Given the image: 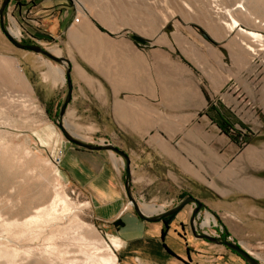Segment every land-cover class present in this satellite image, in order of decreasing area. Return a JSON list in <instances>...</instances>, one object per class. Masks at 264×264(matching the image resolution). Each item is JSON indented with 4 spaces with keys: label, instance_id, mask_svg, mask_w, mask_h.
I'll return each instance as SVG.
<instances>
[{
    "label": "rangeland",
    "instance_id": "1",
    "mask_svg": "<svg viewBox=\"0 0 264 264\" xmlns=\"http://www.w3.org/2000/svg\"><path fill=\"white\" fill-rule=\"evenodd\" d=\"M72 1L79 2V9H84L101 29L105 20L120 25L122 32L141 48L168 49L173 58L196 70L189 58L193 57V47L200 61L203 62L204 55L209 56L213 72L225 70L229 77L247 84L249 97L244 94L243 105L227 114L228 121L212 115L214 110L209 108L206 112L218 121H185L184 126L186 141L192 142L189 140L194 135L210 139L208 145L213 152L227 157L223 164H218L219 172L234 167L240 171L237 179H217L214 184L211 176L205 174L202 182L179 172L164 159L150 158L138 161L136 171L130 172V185H135L131 191L142 211L143 204H151L155 213H161L182 198L195 196L205 205L196 220L199 232L238 243L264 264V189L253 193L239 185L246 179L264 183V161L260 159L264 156V0ZM3 2L0 0V8ZM21 2L10 1L4 11L5 26L12 35L15 26H19L20 33L13 35L19 41L41 45L23 30ZM231 16L240 27L256 31L259 37L242 33L233 25ZM41 46L57 57L73 53L71 47L68 51H53ZM27 51L8 38L0 15V264H145L146 252H137L134 247L146 246L147 237L126 239L118 230L121 221L98 218L89 195L67 178L61 161L58 162L62 144L72 143L60 123L72 135L97 144L102 136L97 132V121H65L60 116L64 104L59 108L47 105L49 97L66 94L68 81L55 94L39 92L34 86L37 75L25 64L34 59L24 55L40 54L38 57L55 65L61 63ZM232 82L234 79L231 85ZM227 89L229 86L224 88ZM170 124V129L178 128L172 125L173 121ZM73 126L84 132L75 133ZM202 151L208 153L204 146ZM119 157L125 166L122 179L127 201L135 211L126 190L127 160ZM193 208L194 204H189L174 214L173 222L182 220L190 224ZM207 216L210 223L204 225ZM189 241L205 255L202 259L211 261L204 262L198 255L188 260L176 253L187 243L182 230L165 238L166 247L175 252L168 248L167 253L161 252L173 264H214V257L220 255L221 247L212 242L196 244L200 240L191 234ZM227 252L235 255L233 264H249L230 248ZM163 261L156 264H167Z\"/></svg>",
    "mask_w": 264,
    "mask_h": 264
},
{
    "label": "crops",
    "instance_id": "2",
    "mask_svg": "<svg viewBox=\"0 0 264 264\" xmlns=\"http://www.w3.org/2000/svg\"><path fill=\"white\" fill-rule=\"evenodd\" d=\"M79 6V2L72 0H22L19 5L20 20L27 36H33L35 42L53 51L72 49V55L60 56L67 62L59 65L38 57L40 54L36 57L24 55L34 59L25 64L37 75L35 88L45 94L61 91L67 81L66 70H70L72 99L62 119L97 121V132L102 135L97 144L110 143L125 151L129 156L131 173L136 171L138 161L161 158L172 163L179 172L202 182L205 174L211 176L214 184L217 179H237L240 171L234 167L222 174L219 172L218 164H223L227 157L213 152L208 145L210 139L194 135L193 140H189L192 142L188 143L184 126L185 121H218L206 112L209 108L214 110L212 115L228 121L227 114L243 105L245 96L249 97L247 84L237 77H229L225 70L213 72L209 56H202L204 60L200 61L198 51L193 47L190 51L193 57L189 58L196 70L173 58L168 49L141 48L122 32L120 25L105 20L106 25L101 29ZM27 14H32V17ZM75 15L79 21L74 20ZM15 28L12 33L18 35L20 28L17 25ZM199 44L202 47V42ZM228 86L229 89L224 90ZM67 92L68 89L62 96L49 97L47 105L61 107ZM171 121L178 127L176 130L170 129ZM72 128L75 133L84 132L78 126ZM203 146L207 154L203 153ZM60 152L63 172L89 195L98 218L121 221L118 230L126 239L147 237L146 246L134 247L137 252H146L145 264L147 261L156 264L162 260L173 264L161 251L167 253L166 248L171 249L166 247L165 238L181 230L187 237V243L181 252L176 253L188 260L198 255L204 262L211 261L202 259L205 255L191 245L189 235L193 233L189 223L182 220L173 222L171 218L167 228L163 221L143 220L132 210L122 179L125 166L116 152L89 150L73 143H63ZM209 187L214 188L212 185ZM131 189L134 190L135 185ZM153 214L156 213L149 215ZM196 239L200 240L196 244L202 246L211 243ZM212 243L221 247L220 255L213 259L214 264H233L235 255H230L226 246ZM127 245L125 243L124 246ZM159 255H162V260Z\"/></svg>",
    "mask_w": 264,
    "mask_h": 264
},
{
    "label": "water",
    "instance_id": "3",
    "mask_svg": "<svg viewBox=\"0 0 264 264\" xmlns=\"http://www.w3.org/2000/svg\"><path fill=\"white\" fill-rule=\"evenodd\" d=\"M11 0H4L2 7L0 8V15H1V25H2V29L3 31L6 33V35L8 36V38L13 42V44L15 46H17L18 48L21 49H25V50H29V51H33L36 53H41L44 54L46 56H48L49 58L64 64L66 63V59L62 58V57H57L55 55H53L51 52H49L47 49H45L44 47H42L41 45L38 44H28V43H23L21 41H19L18 39H16L11 32L7 29V27L5 26L4 23V11L6 10L7 6L9 5ZM136 40H139L137 37H135ZM67 81H68V94H67V98L65 100L64 105L62 106L61 112H60V116L63 117L67 108L68 103L71 101L72 99V81H71V77H70V70H67ZM60 127L62 128L63 132L65 133L66 137L68 138L69 141H71L72 143L76 144L79 147L85 148V149H89V150H112L116 153H118L119 155L123 156L126 160H127V180H126V190H127V194L129 199L131 200V202L134 205V209L136 211V213L139 215V217L143 220L146 221H150V222H158V221H162L165 218L172 216L178 212H180L181 210H183L187 205L189 204H194V208L192 211V215H191V219H190V224L192 227V231L193 234L197 237L200 238H205L211 242L214 243H218V244H224L225 246L229 247L231 250H233L235 253H237L240 257H242L247 263L249 264H261L255 257H253L249 252H247L243 247H241V245H239L238 243L229 241V240H219L217 237L212 236L210 234L207 233H198L197 232V228H196V219L197 216L200 212V210L202 209V207L204 206V203L199 200L198 198H196L193 195H189L185 198H183L180 203H178L176 206L166 210V211H162L161 213H156L153 215H148L145 214L137 200L134 198L132 191H131V185H130V160H129V156L127 155V153L123 150H121L120 148L116 147L113 144L110 143H106V144H94V143H90V142H86L83 141L77 137H75L74 135H72L71 133H69L67 131V129L65 128L63 123H60Z\"/></svg>",
    "mask_w": 264,
    "mask_h": 264
},
{
    "label": "bare ground",
    "instance_id": "4",
    "mask_svg": "<svg viewBox=\"0 0 264 264\" xmlns=\"http://www.w3.org/2000/svg\"><path fill=\"white\" fill-rule=\"evenodd\" d=\"M229 14H230V12H229ZM231 20H232L233 25L238 26L242 33L248 34V35L255 37V38L259 37V34L256 31L247 30V29L240 27V23L236 18L231 16ZM260 159H261V161L262 160L264 161V156L260 157ZM239 185H241L242 187H246L247 190L252 191L253 193L254 192H256V193L261 192L264 189V183H262L261 181L259 182V181L254 180V179L241 180L239 182ZM142 209L144 212H147V213H151V212L156 211L154 205H151V204H143ZM209 223H210V217L207 216L203 224L208 225Z\"/></svg>",
    "mask_w": 264,
    "mask_h": 264
},
{
    "label": "flooded vegetation",
    "instance_id": "5",
    "mask_svg": "<svg viewBox=\"0 0 264 264\" xmlns=\"http://www.w3.org/2000/svg\"><path fill=\"white\" fill-rule=\"evenodd\" d=\"M177 205V204H176ZM175 205V206H176ZM205 206V205H204ZM204 206L202 207V209L204 208ZM201 209V210H202ZM200 210V211H201ZM182 211V210H181ZM179 213V212H178ZM176 215H172V216H169V217H167V218H165L164 220H162L163 222H164V225H165V227H169L170 226V223H169V219H171V218H173V217H175ZM197 220V219H196ZM183 227V226H182ZM189 227H190V230L192 231V227H191V224H189ZM184 229H185V227H183ZM196 228H197V226H196ZM197 232L198 233H203V232H199L198 231V228H197ZM192 233H193V231H192ZM194 235V234H193ZM197 237V236H196ZM216 237V236H215ZM198 238H200V237H198ZM219 240H221V241H223V240H227L225 237H217ZM201 239H204V240H207V239H205V238H201ZM209 241V240H208ZM221 245H224V244H221ZM225 246V245H224ZM227 247V246H226ZM227 248H229V247H227Z\"/></svg>",
    "mask_w": 264,
    "mask_h": 264
},
{
    "label": "built area",
    "instance_id": "6",
    "mask_svg": "<svg viewBox=\"0 0 264 264\" xmlns=\"http://www.w3.org/2000/svg\"><path fill=\"white\" fill-rule=\"evenodd\" d=\"M75 21H79V17H76ZM60 161H61V156L58 157V162H60Z\"/></svg>",
    "mask_w": 264,
    "mask_h": 264
},
{
    "label": "trees",
    "instance_id": "7",
    "mask_svg": "<svg viewBox=\"0 0 264 264\" xmlns=\"http://www.w3.org/2000/svg\"><path fill=\"white\" fill-rule=\"evenodd\" d=\"M183 199V198H182Z\"/></svg>",
    "mask_w": 264,
    "mask_h": 264
}]
</instances>
